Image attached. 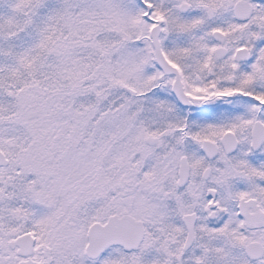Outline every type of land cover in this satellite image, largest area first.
Segmentation results:
<instances>
[{"label": "snow or ice", "instance_id": "6c2138e0", "mask_svg": "<svg viewBox=\"0 0 264 264\" xmlns=\"http://www.w3.org/2000/svg\"><path fill=\"white\" fill-rule=\"evenodd\" d=\"M0 264H264V0H0Z\"/></svg>", "mask_w": 264, "mask_h": 264}]
</instances>
